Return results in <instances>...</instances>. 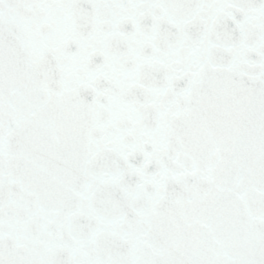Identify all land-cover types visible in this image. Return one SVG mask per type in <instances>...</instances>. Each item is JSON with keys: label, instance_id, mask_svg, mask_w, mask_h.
I'll return each mask as SVG.
<instances>
[{"label": "snow or ice", "instance_id": "obj_1", "mask_svg": "<svg viewBox=\"0 0 264 264\" xmlns=\"http://www.w3.org/2000/svg\"><path fill=\"white\" fill-rule=\"evenodd\" d=\"M0 264H264V0H0Z\"/></svg>", "mask_w": 264, "mask_h": 264}]
</instances>
